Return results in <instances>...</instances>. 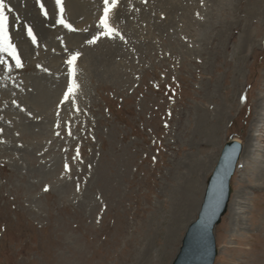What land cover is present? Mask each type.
<instances>
[{
    "label": "rangeland",
    "instance_id": "obj_1",
    "mask_svg": "<svg viewBox=\"0 0 264 264\" xmlns=\"http://www.w3.org/2000/svg\"><path fill=\"white\" fill-rule=\"evenodd\" d=\"M51 1L41 0L46 18L36 0H5L22 67L0 37L10 65H0V264H171L229 137L246 150L214 230V264H264V0L207 1L205 21L166 0L147 9V24L139 0H119L108 22L129 30L139 20L132 47L91 45L99 68L80 66L79 111L58 104L68 52L57 39L70 30L55 23ZM92 1L88 11L102 0ZM97 17L71 21L81 41ZM194 17L207 26L202 38Z\"/></svg>",
    "mask_w": 264,
    "mask_h": 264
},
{
    "label": "water",
    "instance_id": "obj_2",
    "mask_svg": "<svg viewBox=\"0 0 264 264\" xmlns=\"http://www.w3.org/2000/svg\"><path fill=\"white\" fill-rule=\"evenodd\" d=\"M123 44L133 37L124 36ZM121 41V40H120ZM242 145L229 138L206 179L195 218L186 226L171 264H214L217 256L214 229L228 210L230 183L242 154Z\"/></svg>",
    "mask_w": 264,
    "mask_h": 264
},
{
    "label": "bare ground",
    "instance_id": "obj_3",
    "mask_svg": "<svg viewBox=\"0 0 264 264\" xmlns=\"http://www.w3.org/2000/svg\"><path fill=\"white\" fill-rule=\"evenodd\" d=\"M203 1H205V4H203ZM207 1L209 2L210 0H184L183 1V4L185 5V7L183 8V9H181V13H182V15L183 16H186L188 13L187 12H189L190 13V11H188V9L189 10H192L193 11V13L191 14V15H194L195 17H197V18H199L198 16H200V20H203L205 17H204V15L202 14V12L204 13V12H206V10H207V5H206V3H207ZM221 1H223V0H212V2L213 3H215L216 5H218V3H220ZM52 2V1H51ZM55 2V1H54ZM93 3H94V5H95V8L97 7L96 6V1L95 0H93L92 1ZM99 2H100V0H99ZM161 2H163V3H165L166 2V0H139V2H138V9H139V7L141 6V7H143V5L142 4H146L145 5V7L144 8H146V9H144V10H142V12H143V15H144V17H143V22L145 23V24H147V23H149L148 22V19L150 18V16H151V12H150V14L148 13V11H147V9H150V8H152L151 6L154 4V3H156V4H158V6H161ZM62 3H63V5H64V10H65V12H64V14H63V18H64V20L68 23V24H70L72 27H74V28H76L75 26H77L78 25V28H79V26L81 27L82 25L84 26V25H88L89 23H91V21L96 17V16H94V14L93 13H95V15H96V13H97V10H98V13H97V15H99V11H100V8L98 7L97 9H93V10H90V11H88V9L89 8H87V4H86V0H62ZM142 3V4H141ZM228 3V2H227ZM56 4V3H55ZM51 5L52 4H50V7H51ZM204 7H206V9H204ZM53 8L54 7H52V10H53ZM56 8H57V6H56ZM196 8V9H195ZM201 10H200V9ZM154 10H157V9H154ZM191 11V12H192ZM140 12V11H139ZM53 13H55V12H53ZM57 13V12H56ZM110 13V12H109ZM150 15H148V14ZM206 14V13H205ZM69 15V16H68ZM76 15H78L81 19H80V21H79V23H74V24H77V25H74L72 22H71V20H70V18L72 17H75ZM189 15V14H188ZM187 15V16H188ZM202 15H203V17H202ZM52 16V15H51ZM58 16H59V14L57 13L55 16H54V21H56V19L58 18ZM69 17V18H66L65 19V17ZM127 16V15H126ZM136 17V16H135ZM138 17V16H137ZM152 17V16H151ZM195 17L193 18L194 20H195ZM74 19V18H73ZM110 19V18H109ZM199 19H196L195 20V23H197V24H199L200 26H201V31H199V33L197 34V36L199 37V38H202V37H204L205 36V32H206V30H207V26H206V24L205 23H203V22H201ZM150 20V19H149ZM120 21L121 22H124L125 20H119V29H118V31L123 35V36H125V35H127V36H129V34H130V31H132V29H135L134 28V26H135V23L136 22H139V20L137 21V20H134V21H132V28L131 29H125L124 28V25H122L121 23H120ZM203 21H205V19L203 20ZM177 22V21H176ZM181 22V21H180ZM174 23V22H173ZM172 23V24H173ZM142 24V26H146V25H144L143 23H141ZM179 23H176V24H174L173 26H171L170 28L171 29H176V30H178V27H179V25H178ZM181 24V23H180ZM57 26V25H56ZM59 26V25H58ZM61 27H62V25H60ZM60 28V27H59ZM65 28V27H64ZM64 28H62V29H64ZM77 28V29H78ZM126 30V32H124ZM65 31V30H64ZM69 36H71L72 38H70V40L69 41H71L70 43H69V45H68V43L66 44L67 46V49L68 48H74L73 49V51H71V52H75V51H80L81 53H82V55L80 56V58L78 59V61L76 62L77 63V66L78 67H76V63H75V82L79 85V87L76 89V93H75V100L78 98L79 99V96H77L78 95V93H79V91H81V87H82V82H81V79H80V73H79V71H80V66H82V64H83V61H85V63L87 62V64H88V67L89 66H92V67H94V69L95 68H97L98 67V65L95 63V61H92V59L90 58V55H88V53H90L91 52V50H92V46L91 45H86L83 41H81V38H82V36H79V35H74V34H71V35H69ZM69 36H67V38L69 37ZM80 38H79V37ZM66 38V37H65ZM66 38V39H67ZM64 39V38H63ZM65 40V39H64ZM68 40V39H67ZM120 38L119 37H117V38H115V39H113L110 43H109V47L113 50V48H116L118 51H120V53L119 54H127L128 53V48L127 49H125V47H127V46H125V45H123L122 43L120 44ZM121 42H123L122 40H121ZM51 44H53V42H51ZM69 46V47H68ZM52 68H54V66H52V65H50L49 66V69H50V71H52ZM99 68V67H98ZM91 70V69H90ZM67 74H68V71H67ZM78 74H79V76H78ZM61 90H62V93H61ZM59 92H60V98L59 99H57L58 100V104H60V99L62 98V95H63V92H64V88H62ZM84 91V90H83ZM77 94V95H76ZM84 94V93H83ZM264 98V97H263ZM56 100V101H57ZM264 101V100H263ZM261 111V110H260ZM238 142H239V140H237ZM252 145V144H251ZM243 148H244V145H243ZM244 150V149H243ZM246 150V149H245ZM245 150H244V152H245ZM241 158V157H240ZM246 157H245V154L243 153V157H242V160L243 159H245ZM240 161V160H239ZM244 161V160H243ZM231 204H229V206H230ZM230 208V207H229ZM228 208V209H229Z\"/></svg>",
    "mask_w": 264,
    "mask_h": 264
},
{
    "label": "snow or ice",
    "instance_id": "obj_4",
    "mask_svg": "<svg viewBox=\"0 0 264 264\" xmlns=\"http://www.w3.org/2000/svg\"><path fill=\"white\" fill-rule=\"evenodd\" d=\"M118 2L119 0H102V14L100 15L98 23L96 25L98 31H96V33L92 35L91 38L85 39L84 43L86 45H94L101 38L115 39L119 37L122 41L126 42L124 36L117 29L113 28L108 22L109 12L117 8ZM36 3L40 8L41 13L47 18L48 13L46 11L45 5L41 2V0H36ZM55 3L57 8L59 9V16L56 19L55 23L57 25L64 26L70 31H76V29H74L70 24H68L63 18L64 7L62 0H55ZM6 10L7 12L12 11V9L9 8L5 3V0H0V37H3L5 41L2 50L15 61V67L19 69L22 67L19 55L15 47L11 43H7L9 39V17L6 14ZM26 32L27 36L32 40V43L34 45L37 44L36 35L34 34L30 26H26ZM81 55L82 53L80 51L69 52L68 57L65 60V64L68 66L67 86L63 92L62 98L60 99V105L72 104L74 110L76 111H79V109L75 107V93L79 85L75 82V63L78 61ZM0 65H4L6 68H10V65L5 64V62L2 60H0ZM37 67L39 68L41 66L37 65ZM44 71H47V69H44ZM244 99H246V97H241L242 102L244 101ZM13 103L15 104L16 102L13 101ZM21 111H24V109L21 108ZM57 115H59V113H57ZM56 126L59 127L60 125L57 124ZM57 135H59V133H57ZM68 135L71 136L70 126L68 128ZM78 156L79 149L77 148V155L76 157H73V159H76ZM64 170L66 172L71 171L69 164L65 163ZM44 191H48L47 185L45 186Z\"/></svg>",
    "mask_w": 264,
    "mask_h": 264
}]
</instances>
